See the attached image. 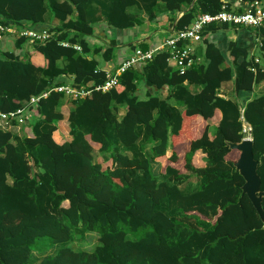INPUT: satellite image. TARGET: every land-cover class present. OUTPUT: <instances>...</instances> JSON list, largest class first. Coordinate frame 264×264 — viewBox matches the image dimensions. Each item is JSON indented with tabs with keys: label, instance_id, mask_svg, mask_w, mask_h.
<instances>
[{
	"label": "trees",
	"instance_id": "1",
	"mask_svg": "<svg viewBox=\"0 0 264 264\" xmlns=\"http://www.w3.org/2000/svg\"><path fill=\"white\" fill-rule=\"evenodd\" d=\"M237 1L0 0L1 23L51 33L29 43L32 51L21 36L0 49V112L58 85L91 90L39 98L22 136L0 128V264H264V223L242 193L239 152L228 145L243 139V117L264 191V95H252L264 82V24H208L202 63L193 53L181 74L158 51L108 91L95 88L106 80L100 64L114 61L116 41H90L97 24L130 30L162 13L171 35L223 5L242 12ZM230 30L251 43L227 40ZM138 47L150 49L140 41L132 52ZM229 81L233 97L225 98L220 89ZM197 152L203 166L193 163ZM94 230L91 252L68 246ZM41 243L64 247L37 259Z\"/></svg>",
	"mask_w": 264,
	"mask_h": 264
},
{
	"label": "built area",
	"instance_id": "2",
	"mask_svg": "<svg viewBox=\"0 0 264 264\" xmlns=\"http://www.w3.org/2000/svg\"><path fill=\"white\" fill-rule=\"evenodd\" d=\"M239 2L244 7L242 12L227 10L226 6L223 5L221 10L216 14L198 15L189 26L174 31L171 35L166 37L161 44L154 48L148 50H142L139 47L136 48L130 55L124 58L116 68L106 70L105 82L95 89L101 91L110 90L117 85L121 73L151 59L155 52L162 50H166L169 53V61L174 62L175 68H177L181 74L184 73L186 68L193 62L192 54L194 51L190 47V44L201 41V30L208 24L225 23L232 26L244 27H258L264 24V0H254L250 3ZM17 36L24 37L27 39L28 43L34 44L46 41L51 37V33L47 29L35 30L27 25L18 27L16 25H6L0 22V42L5 38H14ZM180 42L182 43L181 45H179ZM62 45L68 46L69 44L63 42ZM73 48L80 51L78 45H73ZM52 90L61 92L65 96L71 98H83L89 95L91 91L82 88H75L68 83L54 86L40 96L31 97L27 105H24L15 111L0 112V128L3 130H9L13 125L22 126L26 120L32 117L29 106L37 102L39 98L46 97ZM241 120L243 122V139H252L250 125L243 119V117H241Z\"/></svg>",
	"mask_w": 264,
	"mask_h": 264
},
{
	"label": "crops",
	"instance_id": "3",
	"mask_svg": "<svg viewBox=\"0 0 264 264\" xmlns=\"http://www.w3.org/2000/svg\"><path fill=\"white\" fill-rule=\"evenodd\" d=\"M239 0L233 4V6L238 5ZM142 18H145L144 14L142 15ZM45 19L46 21L51 20V14L46 13L45 14ZM56 23V21H54ZM173 27H169V22H168V14L162 13L158 15V17L154 21H147L145 20L143 23L140 25L136 26L134 29L130 30H111L106 27L104 23H100L95 25V30H96V36L94 38H90V41L99 45H107L106 42L108 40H115L116 41V50H115V58L114 61L107 62V63H101L100 67L103 70H109L116 68L118 64L122 62L124 58H126L128 55L131 54L132 48L131 44L136 45L137 42L144 41L145 44L148 45V47L154 48L161 44L163 40L170 35L171 30ZM243 32L240 30L239 33H234V31L230 30L226 32L224 37L227 40H237L240 41L241 43H251V39L245 38L244 41L242 40L245 36H241ZM12 41L13 38H5L0 42V49L2 51H5L7 49L12 48ZM29 45V43H28ZM27 45V46H28ZM190 47L196 53L198 56V62L202 63L203 60H201V52L203 49V46L200 42H193L190 44ZM255 46L252 47V50L254 49ZM25 51H28V47H25ZM67 79H69L67 77ZM228 85L230 87V90L228 92L222 93V90L224 89V86ZM231 82H224L221 85V96L225 98H230L233 97V91H232V86ZM141 94L145 93L144 88L142 87L140 89ZM252 95H264V82H261L260 84H257L253 87V93ZM22 126L19 125H13L9 131H11L12 134H15L17 136H22ZM62 134L59 135L58 137L60 139H63L64 135L66 134L65 131H60ZM171 151H168L166 155H169ZM193 163L196 166H203L204 165V156L197 152L193 156Z\"/></svg>",
	"mask_w": 264,
	"mask_h": 264
},
{
	"label": "water",
	"instance_id": "4",
	"mask_svg": "<svg viewBox=\"0 0 264 264\" xmlns=\"http://www.w3.org/2000/svg\"><path fill=\"white\" fill-rule=\"evenodd\" d=\"M228 145L231 149H236L239 152L234 167L244 180L241 187L242 193L247 195L264 223V208L261 205L264 191L260 189L261 180L257 173L258 162L253 156V141L252 139H242L240 142H229Z\"/></svg>",
	"mask_w": 264,
	"mask_h": 264
},
{
	"label": "rangeland",
	"instance_id": "5",
	"mask_svg": "<svg viewBox=\"0 0 264 264\" xmlns=\"http://www.w3.org/2000/svg\"><path fill=\"white\" fill-rule=\"evenodd\" d=\"M27 45L28 44H25V47H28V51H32L33 50L32 46L31 45L27 46ZM68 82H71V78L68 79ZM229 82H231L232 84V81H229ZM231 86H232L231 88H233V85ZM229 90H230V87L228 85H225L224 89L222 90V93L228 92ZM94 154H95L94 158H97L98 154L97 153H94ZM180 170L182 171V169ZM142 234H143V230H139L135 237H140ZM98 237H99L98 230H94L92 232H86L84 234V237L76 238L72 243H69L68 246L74 250H84V251L91 252L98 243V240H97ZM62 247H64L63 244H53V245L47 246V245H42L41 243L39 248L37 250H34L33 253H35V256L37 257V259H40L42 255L55 254Z\"/></svg>",
	"mask_w": 264,
	"mask_h": 264
}]
</instances>
